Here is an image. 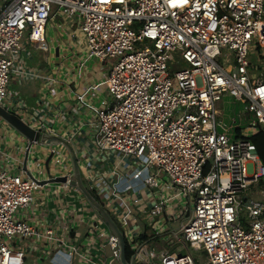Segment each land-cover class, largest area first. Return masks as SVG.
<instances>
[{"label": "built area", "instance_id": "2783aa9c", "mask_svg": "<svg viewBox=\"0 0 264 264\" xmlns=\"http://www.w3.org/2000/svg\"><path fill=\"white\" fill-rule=\"evenodd\" d=\"M54 24L88 58L102 66L113 61L104 73L113 101L102 97L87 108L97 151L125 161L126 177L118 179L127 184H113L91 163L78 162L85 185L116 220L134 264H197L180 253L156 261L150 238L167 233L168 222L181 216V239L206 253L204 264H264V189L257 188L264 187V164L251 141L264 133V0H0V107L52 135L9 91L24 47L48 52ZM225 97L246 106L248 126L235 121L219 130ZM0 129L16 131L1 117ZM22 140L24 153L32 144L26 170L0 164V264H25L26 252L39 245L54 264L121 263L118 238L70 184L68 150ZM60 177L67 181L49 183ZM51 185L60 187L55 200L63 204L56 211L63 213L59 231L25 219ZM71 189L79 209L65 200L62 191ZM136 189L152 197L149 211L140 210L149 241L141 239L136 217L119 209L120 196ZM82 224L88 230L80 245L72 232Z\"/></svg>", "mask_w": 264, "mask_h": 264}, {"label": "crops", "instance_id": "0c3cea01", "mask_svg": "<svg viewBox=\"0 0 264 264\" xmlns=\"http://www.w3.org/2000/svg\"><path fill=\"white\" fill-rule=\"evenodd\" d=\"M51 30L57 31L58 34L55 43L51 40L52 46L47 41L48 52L34 47H31L32 51L30 52L27 51V47L22 50L15 63L17 66H14L11 75L10 91L13 89L12 83L14 82L24 89L19 90L18 88L14 93L9 91L10 96H15L26 104L34 123L45 122L54 135L68 139L77 153L78 160H83L82 163L86 161L91 163L96 171L104 172L105 175L109 176L113 184L125 185L127 182L118 179L120 176L121 179L126 177L124 173L127 170L122 166L125 161L113 153H99L97 151L94 143V129L91 123L93 116L87 108L89 102L98 105L100 98L105 97L107 100V96L102 95L104 91H107L106 84L103 86L106 64L101 65L100 69L89 70L90 61L98 62L88 58L80 46L76 48V44L72 43L66 32L59 29L57 25H52L48 32ZM69 50L75 51L76 55L79 56L78 59L73 62L66 59L65 56ZM92 89H96L99 93L95 100L91 98ZM11 134L0 135V164L4 168L7 167L14 171L26 170L24 169L26 152L21 151V146L24 144L23 136L16 131ZM127 162L131 164L133 169L138 167L130 159ZM118 166H120L119 169ZM120 182L122 183L120 184ZM110 185L109 188L112 191L113 185L111 183ZM48 188L37 198L36 204L26 212L25 219L33 224L47 222L50 227L54 226L59 231L61 227L58 225V218L63 217V213L59 216L56 211L59 212L63 204L61 205L57 198L55 200V197L60 187L51 185ZM62 192L63 194L68 193L65 198L67 202H71L77 209L80 208L79 202L76 201L78 195L74 189ZM120 199L124 203L119 206V209L126 210L135 217L134 210L141 213L140 210L145 209L144 206H149L152 201L148 191H139L138 189L136 192L130 191L123 194ZM135 223L141 235L146 232L147 225L143 219V214L142 224H138L137 220ZM87 230L85 224L73 229L72 236L80 245L85 239ZM22 244L29 247L31 242L27 241ZM41 249L43 247L39 245L35 250V253H41V259L37 257V260H42V263L45 261L47 264H54L51 257L42 256L43 251ZM107 249L109 247L105 249L106 255L109 257L111 251L109 249V253H107ZM30 251L33 252L34 250L30 249L27 252ZM97 260L101 261L98 257ZM116 262L120 263L114 261V263Z\"/></svg>", "mask_w": 264, "mask_h": 264}, {"label": "rangeland", "instance_id": "374dc122", "mask_svg": "<svg viewBox=\"0 0 264 264\" xmlns=\"http://www.w3.org/2000/svg\"><path fill=\"white\" fill-rule=\"evenodd\" d=\"M57 34H58V32L55 30H51L48 32L47 41L50 45L52 44V42L55 43V41L57 40ZM26 39H27V36H25V39L22 42H25ZM51 40H52V42H51ZM73 42H74V44H76V48H77L78 42L72 41V43ZM26 49L28 52L32 51L31 46H27ZM65 57L69 61L73 62L75 59H78L79 56L76 55L75 51L69 50V53ZM112 64H113V61H110L109 64L106 67H104L107 74H109L108 71L110 70V67ZM15 66H17V65H15ZM100 66H101L100 63H93L92 61H90L89 70H93V69L97 70L98 68L100 69ZM12 84H13V87H12L13 89L10 91L12 93H14L18 88H19V90L24 89V87L20 88L16 82H14ZM104 85H105V82H103V86ZM106 92L104 91V93L102 95L107 96L108 103H111L113 101V99L108 94V92L107 93ZM21 98H23V97H21ZM245 110H246V106L243 103H237L232 98L225 97L224 103L222 106V112H223L222 119H223L224 126H222L221 128L219 127V130L223 131L222 128H226L227 126L233 124L235 121L237 123H239L242 127L248 126L251 118H250V115H244L243 116V113ZM2 132H3V130H0V135L2 134ZM135 165H136V163H135ZM85 184H86V182H85ZM257 188L259 190L264 189V187H257ZM144 207H145L146 211L148 212L149 206L145 205ZM134 212L136 215L137 223L141 225L142 224V214L135 211V210H134ZM184 219H185V217L181 216L180 218L170 220L168 222V226H169L170 230L167 233H165L164 235H161V236H152L150 238V239H152V248H154L158 254V257L156 260L157 262L162 261L160 258V256H162L161 254L168 253V254L173 256V255H176L177 253H180V254H190L194 258V260L196 261L197 264H204L205 263L206 256H207L206 253L204 251L193 250L188 243L183 242L181 239V233H180L181 230L180 229H181V223ZM107 253H109V249H107ZM37 257H41V253H39V252L35 253V251L26 252L25 264H34V263L47 264V262H45V261L42 263L41 262L42 260H37ZM47 261H49V260H47ZM114 264H120V263L116 262Z\"/></svg>", "mask_w": 264, "mask_h": 264}, {"label": "water", "instance_id": "95a60500", "mask_svg": "<svg viewBox=\"0 0 264 264\" xmlns=\"http://www.w3.org/2000/svg\"><path fill=\"white\" fill-rule=\"evenodd\" d=\"M103 64H106L105 62ZM0 117L8 122L16 131H18L24 138L30 139L31 141L42 142L45 144H55V145H63L69 152L72 167H73V175L70 180V184L73 187H77L83 195L87 198L91 206L99 213L102 219L105 221L111 232L118 238L119 240V248H120V260L122 264H134L135 257L132 256L130 260L126 257L127 246L124 239V236L112 215L109 211L100 203V201L89 191L87 186L83 181L82 172L79 166L77 153L71 143L66 141L65 139L52 135V134H41V132L34 131L27 124H25L19 117L9 113L2 107H0ZM32 144L28 146V149L25 153L24 158V169L27 168V160L29 150ZM67 179L57 178L49 181V183H65ZM109 263V260H108Z\"/></svg>", "mask_w": 264, "mask_h": 264}, {"label": "trees", "instance_id": "16d2710c", "mask_svg": "<svg viewBox=\"0 0 264 264\" xmlns=\"http://www.w3.org/2000/svg\"><path fill=\"white\" fill-rule=\"evenodd\" d=\"M252 143L255 145L257 153L262 161V163L264 164V133H258L257 135H255L254 137H252L251 139ZM91 193L97 197V195L95 194V192L91 191ZM98 198V197H97ZM141 239L147 240L149 241L150 239L148 238L147 234H144L141 236ZM126 257L127 259H131V253L129 251V249H127L126 252Z\"/></svg>", "mask_w": 264, "mask_h": 264}, {"label": "bare ground", "instance_id": "6f19581e", "mask_svg": "<svg viewBox=\"0 0 264 264\" xmlns=\"http://www.w3.org/2000/svg\"><path fill=\"white\" fill-rule=\"evenodd\" d=\"M44 46V45H43ZM169 264V263H168Z\"/></svg>", "mask_w": 264, "mask_h": 264}]
</instances>
